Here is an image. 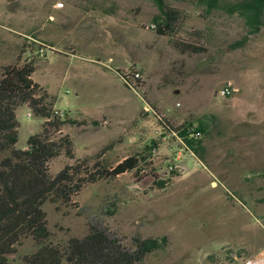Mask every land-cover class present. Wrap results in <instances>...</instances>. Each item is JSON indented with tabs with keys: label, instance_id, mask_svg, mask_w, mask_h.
<instances>
[{
	"label": "rangeland",
	"instance_id": "1",
	"mask_svg": "<svg viewBox=\"0 0 264 264\" xmlns=\"http://www.w3.org/2000/svg\"><path fill=\"white\" fill-rule=\"evenodd\" d=\"M236 1L209 10L202 0H166L182 15L172 36L152 26L159 14L153 0H0V76L5 66L35 62L33 79L54 106L87 121L64 128L76 157L113 143L103 158L114 166L156 141L150 160L157 178L126 172L86 185L70 204L45 202L51 243L64 245L99 225L127 248L134 236L167 235L165 249L143 264L258 258L264 250V25L244 46L231 48L246 26L222 5ZM178 38L205 50L181 52ZM132 67L143 77L135 89L121 76ZM226 86L236 91L221 96ZM16 117V147L24 148L43 119L26 105ZM188 122L205 125L196 152L173 129ZM65 161L51 162L50 172ZM35 248L24 238L10 259L26 264L23 257Z\"/></svg>",
	"mask_w": 264,
	"mask_h": 264
},
{
	"label": "trees",
	"instance_id": "2",
	"mask_svg": "<svg viewBox=\"0 0 264 264\" xmlns=\"http://www.w3.org/2000/svg\"><path fill=\"white\" fill-rule=\"evenodd\" d=\"M153 1L159 9L156 32L177 34L182 23L180 9L168 5L166 0ZM202 1L210 10L218 7L222 0ZM222 6L229 13L239 15L246 26L245 34L233 42L231 48L244 46L249 36L264 25V0H237ZM175 46L185 53L205 50L203 44L184 38H178ZM35 69V62L28 60L5 66L0 76V264H14L11 256L28 237L36 248L23 257L26 264H143L147 255L165 249L167 235L134 236L133 247L127 248L107 229L90 225L83 237H70L64 245L53 244L43 205L47 201L70 204L86 185L126 172H132L138 180L143 179L147 171L157 178L150 160L156 141L151 140L145 146V153L129 155L114 166H109L103 158L113 143L94 155L76 157L72 136L64 132V128L67 125L81 127L87 121L72 118L66 111L56 114L51 94L33 79ZM121 76L125 77L124 72ZM21 105H26L43 120L41 131L31 134L24 148H17L16 110ZM99 122L91 121L93 125ZM193 126L188 122L173 129L186 146L196 152L201 137L189 136L188 128ZM194 128L205 132L204 122ZM60 157L68 161L52 174L50 163ZM155 185L163 188L166 182L155 180Z\"/></svg>",
	"mask_w": 264,
	"mask_h": 264
},
{
	"label": "built area",
	"instance_id": "3",
	"mask_svg": "<svg viewBox=\"0 0 264 264\" xmlns=\"http://www.w3.org/2000/svg\"><path fill=\"white\" fill-rule=\"evenodd\" d=\"M153 27H155V24H152ZM125 77H122L124 82L128 84L129 87L132 89H135L139 86V84L143 81L142 74L138 68L132 67L126 71H124ZM234 91H236V88H231L230 86H226L222 88L219 92L221 96H229ZM54 112L56 114L62 115L63 111L58 108H53ZM31 115V113H28V117ZM193 128H188V133L190 137L200 138L202 136V132L200 130H195Z\"/></svg>",
	"mask_w": 264,
	"mask_h": 264
},
{
	"label": "bare ground",
	"instance_id": "4",
	"mask_svg": "<svg viewBox=\"0 0 264 264\" xmlns=\"http://www.w3.org/2000/svg\"><path fill=\"white\" fill-rule=\"evenodd\" d=\"M248 264H264V250H262L257 259L248 262Z\"/></svg>",
	"mask_w": 264,
	"mask_h": 264
},
{
	"label": "crops",
	"instance_id": "5",
	"mask_svg": "<svg viewBox=\"0 0 264 264\" xmlns=\"http://www.w3.org/2000/svg\"><path fill=\"white\" fill-rule=\"evenodd\" d=\"M40 84V83H39ZM41 85V84H40ZM48 91V90H47ZM49 92V91H48ZM50 93V92H49ZM51 94V93H50ZM55 107V106H54ZM56 108V107H55Z\"/></svg>",
	"mask_w": 264,
	"mask_h": 264
}]
</instances>
